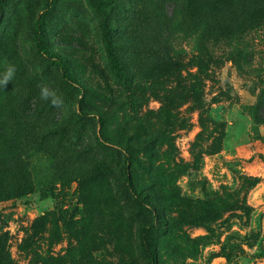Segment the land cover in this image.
<instances>
[{
  "label": "rangeland",
  "instance_id": "374dc122",
  "mask_svg": "<svg viewBox=\"0 0 264 264\" xmlns=\"http://www.w3.org/2000/svg\"><path fill=\"white\" fill-rule=\"evenodd\" d=\"M180 4L0 0V75L16 68L0 88V138L34 184L0 203V235L19 264H143L138 232L156 219L147 207L168 225L152 235L159 264H264V124L252 117L264 17L244 39L254 58L241 74L232 47L180 24ZM37 30L73 81L39 51ZM40 85L63 109L39 99Z\"/></svg>",
  "mask_w": 264,
  "mask_h": 264
},
{
  "label": "trees",
  "instance_id": "16d2710c",
  "mask_svg": "<svg viewBox=\"0 0 264 264\" xmlns=\"http://www.w3.org/2000/svg\"><path fill=\"white\" fill-rule=\"evenodd\" d=\"M91 1L95 5L109 2V0ZM180 2V12L183 14L180 24L182 25V22L188 18L190 21L188 27L193 28L194 35L200 43L232 47L230 57L238 71L241 74H250L254 55L244 39L262 22L264 0H180ZM40 32V30L36 31L39 51L53 61L65 80L73 81L64 63L44 44ZM104 42L115 76L122 81L127 80L116 46L108 36L105 37ZM198 66L201 67L200 63ZM252 117L256 124H264V87L258 93V103L252 112ZM7 147L9 149H4ZM33 190L34 184L25 156L16 149L12 139L0 138V203L15 201L32 193ZM138 200L144 202L140 195ZM147 210L156 219L140 227L138 243L143 264H159V250L152 235L158 228L166 232L168 225L160 226L157 211L150 207H147ZM0 264H19L10 252L6 234L0 235Z\"/></svg>",
  "mask_w": 264,
  "mask_h": 264
},
{
  "label": "clouds",
  "instance_id": "9594fccd",
  "mask_svg": "<svg viewBox=\"0 0 264 264\" xmlns=\"http://www.w3.org/2000/svg\"><path fill=\"white\" fill-rule=\"evenodd\" d=\"M15 73V66L9 65L4 73L0 75V88H5L13 80ZM39 87L40 100L50 103L54 108L63 109L64 100L54 89L49 88L47 85H40Z\"/></svg>",
  "mask_w": 264,
  "mask_h": 264
}]
</instances>
